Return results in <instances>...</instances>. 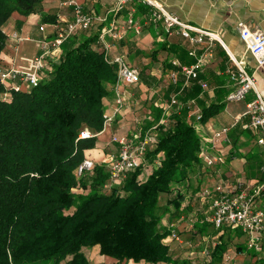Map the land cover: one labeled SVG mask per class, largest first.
Returning a JSON list of instances; mask_svg holds the SVG:
<instances>
[{"label": "trees", "instance_id": "1", "mask_svg": "<svg viewBox=\"0 0 264 264\" xmlns=\"http://www.w3.org/2000/svg\"><path fill=\"white\" fill-rule=\"evenodd\" d=\"M43 1L0 0V67L8 19L14 12L42 13ZM98 34L83 30L65 39L36 86L3 98L0 83V264H64L70 256L79 264L81 251L93 246L117 261L168 260L162 242L167 231L159 221L177 199L160 205L159 196L199 163L197 124L211 108L202 107L199 119H188V101L200 93L199 77L190 80L188 90L178 79L182 107L167 124L149 131L156 142L146 151L147 162L162 156L145 177L140 178L139 166L110 184L97 164L77 178L76 166L102 130L103 99L115 80V65L106 59ZM174 53L173 69L193 62L187 48ZM83 130L92 136L79 138Z\"/></svg>", "mask_w": 264, "mask_h": 264}, {"label": "crops", "instance_id": "2", "mask_svg": "<svg viewBox=\"0 0 264 264\" xmlns=\"http://www.w3.org/2000/svg\"><path fill=\"white\" fill-rule=\"evenodd\" d=\"M76 1L86 14L95 19L89 30L99 32L102 28H108L112 21L119 30L124 29L120 39L109 35L104 37V44L108 46L107 56H121L140 76L136 84L118 85L123 99L119 113L114 112L113 84L109 85V92L103 99L104 117L110 120L95 135L94 146L84 151V158L104 167L107 156L116 150V144L110 141L112 136L143 135L158 124H167L171 116L178 113L166 107L172 94H177L178 98L180 96V90L175 91L176 83L170 79V73L176 71L172 61L178 63L174 51L187 48L188 56L194 62L195 57L189 52L194 50L195 54H199L206 44L192 45L177 33L165 34L160 23L149 20L148 10L141 4L129 3L114 13V0ZM154 1L180 21L215 33L222 43L214 41L211 45V56L198 72L200 93L197 99L188 101V104L193 102L188 113V119L193 121L201 113L202 107L211 108V115L197 124L199 163L182 179L173 181L167 193L159 196L160 205H169L177 199L159 221V227L167 231L162 242L167 246L168 260L157 263L117 261L100 255L98 246H93L81 251L83 259L79 264H264V234L258 237L259 250L248 249L246 236L239 230L225 226L215 228L209 221L211 193L218 184L247 193L261 186L255 204L264 207V146L257 144L256 136L244 129L242 118L245 104L253 98V93H248L239 102L226 100L227 94L235 87L229 72H235L237 65L253 75L255 86L264 98V66H256L235 29L238 22H244L264 34V0ZM59 3V0H44L42 13H12L4 27L3 67H15L17 47L21 41H32L37 45L43 37H53L55 24L63 25L71 20V9ZM42 15H48L49 21H42ZM129 16L133 20L131 25L126 24ZM13 32H17L22 39L14 41L8 38L7 34ZM59 55L60 51L55 52V58L50 61L57 60ZM178 79L181 81L180 88L190 89V81L180 74L177 75ZM222 129H227L226 133L212 140L213 134ZM202 153L212 161L207 164ZM145 155L141 161L143 168L140 178L145 177L162 156L159 153L156 161L148 163ZM204 191L208 193L203 195ZM171 231L176 234V239L170 235ZM218 245L221 246L219 256V252L215 253ZM65 261L64 264H76L71 256Z\"/></svg>", "mask_w": 264, "mask_h": 264}, {"label": "built area", "instance_id": "3", "mask_svg": "<svg viewBox=\"0 0 264 264\" xmlns=\"http://www.w3.org/2000/svg\"><path fill=\"white\" fill-rule=\"evenodd\" d=\"M59 2L61 6L71 9V20L63 25L55 24L53 27V37H43L37 42L38 53L32 58L23 59L25 66L0 67V83L5 87V91L2 94L3 98H7L11 91L36 86L44 73L50 69L52 63L50 60L51 58H55V52L60 51V44L78 31L89 30L94 23V17L86 14L76 0H59ZM129 3L146 6L149 20L153 23H160L165 34L177 33L186 38L192 45L206 44V47L199 54H195L194 50L189 52V55L195 57L193 64L180 66L176 71L170 73L172 83H176L178 74L183 76L186 81L195 79L203 63L211 56V45L213 42L218 41L221 43L218 36L213 32L180 21L175 15L166 12L154 0H114L112 11L117 13ZM132 23L133 20L129 16L126 24L131 25ZM235 29L239 40L254 58L256 66H264V34L244 22H238ZM123 34L124 29L121 28L119 30L113 21L108 28H102L98 34V41L102 44L106 59L109 63L115 65V80L113 83L115 113H119L123 106V99L118 90V85L120 83L133 85L140 78L138 71L130 67L121 56L117 55L112 58H108L107 56L108 46L104 44V37L109 35L112 38L120 39ZM7 37L14 41L22 39L17 32L7 34ZM172 64L178 65L176 61H172ZM229 75L234 81L235 87L227 94L226 100L229 102H239L244 100L248 93H253V98L245 104V110L242 114V118L244 119L243 127L256 136L257 144L264 146V98L255 86L254 77L239 65H237L236 71H230ZM192 103V101L189 102V104ZM166 107L175 111L180 110L182 103L179 101L177 94H172L169 97ZM199 117L200 114H197L195 119L197 120ZM109 120V117H104L103 126ZM226 131L227 129H222L214 133L212 140H217ZM91 136L87 130H83L79 134V138L81 139ZM110 141L116 144V150L107 156L104 167L108 173L110 184H119L126 173L141 166L145 152L148 147H152L155 144L156 139L149 132H146L143 135L134 133L131 137L112 136ZM201 156L207 164L212 161L210 158L204 156L203 153ZM96 165L92 159L84 158L76 166L74 174L79 178L84 174L91 173ZM262 171L264 172V166L262 167ZM261 190L262 187L258 186L250 193H247L243 190H230L223 184L216 185L211 193L209 205L210 223L215 228L225 226L239 230L246 236V247L248 249L259 250L258 237L264 234V207L256 206L255 197ZM207 193V191H204L202 194L205 195ZM170 235L174 239L177 238L173 231H171Z\"/></svg>", "mask_w": 264, "mask_h": 264}, {"label": "rangeland", "instance_id": "4", "mask_svg": "<svg viewBox=\"0 0 264 264\" xmlns=\"http://www.w3.org/2000/svg\"><path fill=\"white\" fill-rule=\"evenodd\" d=\"M37 45L32 41L23 40L17 47V54L15 60V67L25 66L23 59L32 58L36 54ZM85 190V188L78 189V191Z\"/></svg>", "mask_w": 264, "mask_h": 264}]
</instances>
